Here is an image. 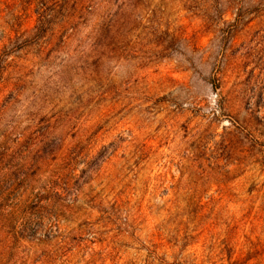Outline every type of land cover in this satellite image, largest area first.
I'll return each instance as SVG.
<instances>
[{
	"label": "rangeland",
	"instance_id": "1",
	"mask_svg": "<svg viewBox=\"0 0 264 264\" xmlns=\"http://www.w3.org/2000/svg\"><path fill=\"white\" fill-rule=\"evenodd\" d=\"M0 264H264V0H0Z\"/></svg>",
	"mask_w": 264,
	"mask_h": 264
},
{
	"label": "trees",
	"instance_id": "2",
	"mask_svg": "<svg viewBox=\"0 0 264 264\" xmlns=\"http://www.w3.org/2000/svg\"><path fill=\"white\" fill-rule=\"evenodd\" d=\"M86 11H87V6L85 7ZM36 15L38 16V20L41 23L45 22V16H46V12H45V7H43L41 4L37 7L36 11H35Z\"/></svg>",
	"mask_w": 264,
	"mask_h": 264
}]
</instances>
